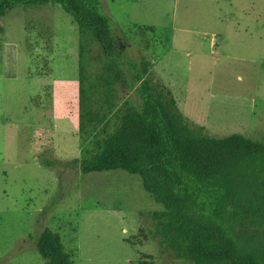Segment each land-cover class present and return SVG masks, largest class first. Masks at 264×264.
Here are the masks:
<instances>
[{
    "label": "rangeland",
    "instance_id": "obj_1",
    "mask_svg": "<svg viewBox=\"0 0 264 264\" xmlns=\"http://www.w3.org/2000/svg\"><path fill=\"white\" fill-rule=\"evenodd\" d=\"M100 1L125 71L144 55L190 122L212 137L264 141V0ZM78 59V27L61 5L0 18V264H45L36 249L45 228L77 264H137L143 254L186 264L152 238L150 213L163 205L140 175L84 174L75 163L105 135L79 134ZM119 92L120 105L139 104ZM118 123L111 116L107 130Z\"/></svg>",
    "mask_w": 264,
    "mask_h": 264
},
{
    "label": "trees",
    "instance_id": "obj_2",
    "mask_svg": "<svg viewBox=\"0 0 264 264\" xmlns=\"http://www.w3.org/2000/svg\"><path fill=\"white\" fill-rule=\"evenodd\" d=\"M56 3L78 27V128L96 138L82 173L122 169L142 178L162 210L150 213L152 238L186 264H264V141L240 133L216 138L193 124L173 91L150 76L144 55L129 60L100 0H0V18L20 6ZM139 104L120 105L119 86ZM119 120L108 131L110 117ZM148 238V235H144ZM142 244V241H140ZM45 264H77L60 234L36 238ZM137 264H155L145 258ZM134 264V263H131Z\"/></svg>",
    "mask_w": 264,
    "mask_h": 264
}]
</instances>
